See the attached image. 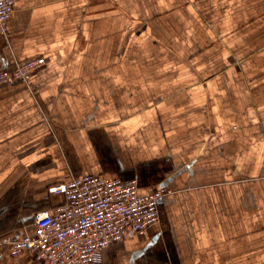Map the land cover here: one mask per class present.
Segmentation results:
<instances>
[{"label": "crops", "instance_id": "0c3cea01", "mask_svg": "<svg viewBox=\"0 0 264 264\" xmlns=\"http://www.w3.org/2000/svg\"><path fill=\"white\" fill-rule=\"evenodd\" d=\"M36 56L0 88V239L51 186L136 178L173 193L99 264H264V0H18L0 68Z\"/></svg>", "mask_w": 264, "mask_h": 264}, {"label": "built area", "instance_id": "2783aa9c", "mask_svg": "<svg viewBox=\"0 0 264 264\" xmlns=\"http://www.w3.org/2000/svg\"><path fill=\"white\" fill-rule=\"evenodd\" d=\"M18 0H0V37L5 35ZM46 64L43 56L17 60L0 68V88L28 82ZM173 192L158 187L139 191L136 178L81 175L51 186L50 195L64 201L33 216V225L16 238L4 236L13 262L30 254L36 264H99L103 251L159 222L160 203Z\"/></svg>", "mask_w": 264, "mask_h": 264}, {"label": "rangeland", "instance_id": "374dc122", "mask_svg": "<svg viewBox=\"0 0 264 264\" xmlns=\"http://www.w3.org/2000/svg\"><path fill=\"white\" fill-rule=\"evenodd\" d=\"M240 64H241V62H240ZM32 219H33V218H32ZM25 225H26L27 228L32 227V225H33V220L30 221V222H28V223H26Z\"/></svg>", "mask_w": 264, "mask_h": 264}]
</instances>
